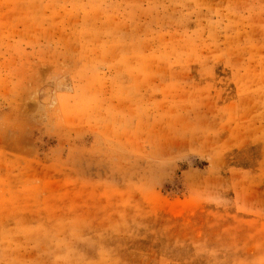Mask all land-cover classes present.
Segmentation results:
<instances>
[{"label": "rangeland", "instance_id": "rangeland-1", "mask_svg": "<svg viewBox=\"0 0 264 264\" xmlns=\"http://www.w3.org/2000/svg\"><path fill=\"white\" fill-rule=\"evenodd\" d=\"M0 264H264V0H0Z\"/></svg>", "mask_w": 264, "mask_h": 264}]
</instances>
